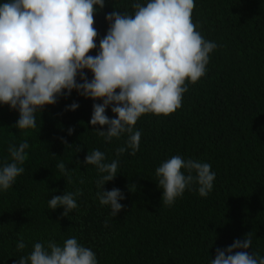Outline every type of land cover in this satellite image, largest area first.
Masks as SVG:
<instances>
[{"label": "trees", "instance_id": "16d2710c", "mask_svg": "<svg viewBox=\"0 0 264 264\" xmlns=\"http://www.w3.org/2000/svg\"><path fill=\"white\" fill-rule=\"evenodd\" d=\"M0 264H264V0H0Z\"/></svg>", "mask_w": 264, "mask_h": 264}]
</instances>
